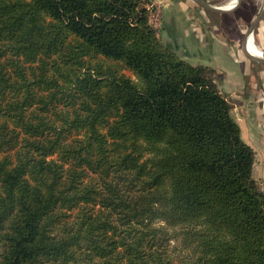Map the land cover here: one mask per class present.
<instances>
[{"label":"trees","instance_id":"trees-1","mask_svg":"<svg viewBox=\"0 0 264 264\" xmlns=\"http://www.w3.org/2000/svg\"><path fill=\"white\" fill-rule=\"evenodd\" d=\"M147 5L0 0V264H176L168 227L179 264H264L254 150Z\"/></svg>","mask_w":264,"mask_h":264},{"label":"crops","instance_id":"crops-1","mask_svg":"<svg viewBox=\"0 0 264 264\" xmlns=\"http://www.w3.org/2000/svg\"><path fill=\"white\" fill-rule=\"evenodd\" d=\"M146 1L159 17L161 41L190 64L212 70L254 150L252 175L264 191V0Z\"/></svg>","mask_w":264,"mask_h":264},{"label":"rangeland","instance_id":"rangeland-1","mask_svg":"<svg viewBox=\"0 0 264 264\" xmlns=\"http://www.w3.org/2000/svg\"><path fill=\"white\" fill-rule=\"evenodd\" d=\"M92 63H94L95 61L92 60ZM123 73H125L127 76H129L130 78H132L134 81H138L137 76L131 72L130 70L123 68L122 70ZM145 156V154H144ZM157 225H164L165 223L161 220V221H156ZM168 236L171 235V238L169 240V244L171 246L170 248V252L173 254L174 256V262H176V264H179L180 261L183 260L184 255H186V251L185 254L181 251V245H180V229L176 228V229H172L168 227Z\"/></svg>","mask_w":264,"mask_h":264},{"label":"built area","instance_id":"built-area-1","mask_svg":"<svg viewBox=\"0 0 264 264\" xmlns=\"http://www.w3.org/2000/svg\"><path fill=\"white\" fill-rule=\"evenodd\" d=\"M147 8H149L150 10V23L153 25L155 29L159 28L158 26L159 24L157 23L159 17H157V15L154 14L155 12L152 5L151 4L147 5Z\"/></svg>","mask_w":264,"mask_h":264},{"label":"bare ground","instance_id":"bare-ground-1","mask_svg":"<svg viewBox=\"0 0 264 264\" xmlns=\"http://www.w3.org/2000/svg\"><path fill=\"white\" fill-rule=\"evenodd\" d=\"M257 1V0H256ZM228 9V8H227ZM255 38V37H254ZM250 48H252L253 50L259 51L252 42H250V44L248 45Z\"/></svg>","mask_w":264,"mask_h":264},{"label":"water","instance_id":"water-1","mask_svg":"<svg viewBox=\"0 0 264 264\" xmlns=\"http://www.w3.org/2000/svg\"><path fill=\"white\" fill-rule=\"evenodd\" d=\"M246 43V42H245Z\"/></svg>","mask_w":264,"mask_h":264}]
</instances>
